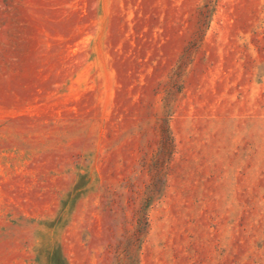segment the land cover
I'll return each instance as SVG.
<instances>
[{"label": "rangeland", "instance_id": "374dc122", "mask_svg": "<svg viewBox=\"0 0 264 264\" xmlns=\"http://www.w3.org/2000/svg\"><path fill=\"white\" fill-rule=\"evenodd\" d=\"M0 264H264V0H0Z\"/></svg>", "mask_w": 264, "mask_h": 264}]
</instances>
